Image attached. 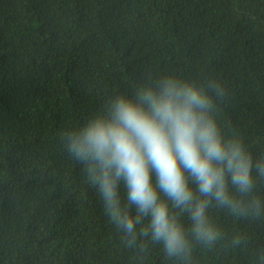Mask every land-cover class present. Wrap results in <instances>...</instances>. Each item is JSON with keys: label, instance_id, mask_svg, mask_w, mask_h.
<instances>
[{"label": "trees", "instance_id": "trees-1", "mask_svg": "<svg viewBox=\"0 0 264 264\" xmlns=\"http://www.w3.org/2000/svg\"><path fill=\"white\" fill-rule=\"evenodd\" d=\"M166 74L219 81L222 132L264 157V0H0V264H264V212L212 202L217 240L189 234L190 255L168 257L142 225L132 240L110 222L62 148L110 96ZM233 194L264 206V180Z\"/></svg>", "mask_w": 264, "mask_h": 264}, {"label": "clouds", "instance_id": "clouds-1", "mask_svg": "<svg viewBox=\"0 0 264 264\" xmlns=\"http://www.w3.org/2000/svg\"><path fill=\"white\" fill-rule=\"evenodd\" d=\"M226 94L219 81L145 77L131 95L110 96L101 111L61 133L62 148L82 166L110 222L132 240L142 225L140 235L166 256L186 259L189 234L206 246L218 238L207 214L212 202L233 215L264 212L259 198L233 194L251 197L264 180V157L222 132L215 112Z\"/></svg>", "mask_w": 264, "mask_h": 264}]
</instances>
